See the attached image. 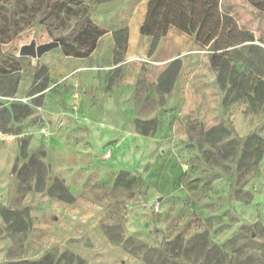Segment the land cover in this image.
Listing matches in <instances>:
<instances>
[{
	"label": "rangeland",
	"instance_id": "rangeland-1",
	"mask_svg": "<svg viewBox=\"0 0 264 264\" xmlns=\"http://www.w3.org/2000/svg\"><path fill=\"white\" fill-rule=\"evenodd\" d=\"M143 1L0 0V66H10V59L31 57L18 55L23 45L35 47L57 41V47L40 57L32 56L41 60L37 68L43 71L40 83L46 57H77L67 52H75L78 44H71L87 20L111 17L105 21L111 27L127 19L131 9ZM221 9L229 11L241 30L253 34L254 40L243 44L264 48V0H222ZM167 33L160 39L155 57L166 60L183 51L200 50L182 54L180 59L183 63L196 57L201 62L202 72L194 77L193 88L196 94H203L197 98L215 102L214 118L177 123L168 120L182 91L158 96L155 84L159 74L145 61L141 75L133 80L139 118L156 119L152 135L164 125L171 128L177 124L175 166L166 168L163 180L157 179V173L148 183L138 172L130 173L136 183L118 188L116 203L100 195L82 198L80 203H65V207L46 193L48 185L36 189L35 181L24 179L21 170L30 154L26 150L27 156H22L20 147L27 149L29 135L38 132L46 137L52 130L46 124H35L33 119L11 120V131L6 133L16 134V143H8L0 153V206L27 209L31 225L25 233L9 232L0 216V264L39 261L46 254L52 255L53 264H68L71 256L70 264H264V152L257 160L250 158L243 165L238 162L247 135L257 133L264 138V105L256 112H251L243 99L223 105L225 90L217 83L216 71L207 65L209 51L175 28ZM237 66L258 74V69L248 67L245 61H238ZM124 86L121 92H126ZM205 93L210 97H204ZM216 125L223 131L204 138L203 133ZM216 138L214 144L209 142ZM35 152L43 161L42 147ZM12 153L11 164L6 167V157ZM47 173L45 177L51 178ZM102 181L107 184L112 180L103 176ZM150 187L155 195L146 207L144 196Z\"/></svg>",
	"mask_w": 264,
	"mask_h": 264
},
{
	"label": "crops",
	"instance_id": "crops-1",
	"mask_svg": "<svg viewBox=\"0 0 264 264\" xmlns=\"http://www.w3.org/2000/svg\"><path fill=\"white\" fill-rule=\"evenodd\" d=\"M146 6L145 0L139 7L131 9V15L127 19L119 20L122 22L111 27L105 22L112 19L111 17L93 18L94 23L104 30L94 49L84 57L64 56L55 60L46 57L47 63L41 62L46 66L45 86L35 89L33 93H29V90L40 81L39 77L35 79V72L41 60L32 56L18 58L20 70L16 90L11 96L0 95V102L7 107L13 103L30 107V112L18 117L16 122L33 119L35 124H46L52 130V134L46 137L38 132L29 135L25 150L30 155L23 162L21 170L24 179L29 178L31 182L34 180L36 186L35 166L29 159L32 154L38 157L39 153L35 151L42 147L44 162L38 157L45 165L42 187L45 184L49 186L53 178L57 177L74 197L72 202L55 198L64 203L59 204L60 207H65V203H80L86 197L99 198L100 195L104 200L116 203L117 189L127 188L114 185L119 172H138L148 183L157 173V179L163 180L166 178V168L175 166L177 124L173 123L171 128L164 125L160 131L149 134L150 136L138 133L135 119L140 115L135 102L137 89L133 80L141 75L142 66L147 65L145 61L151 63L160 75L171 60L200 50L183 51L166 60L155 57L157 47L149 53L150 38L142 35L139 30L145 18ZM119 29H127L126 49L120 59L115 55L113 37V31ZM187 60L181 62L177 78L168 92L175 91L179 94L182 91V98L178 105L175 104L176 109L169 112L168 120L176 123L193 118L212 120L215 116V102L197 98L203 94H196L193 88L194 77L202 72L201 62L196 57ZM207 65L211 66L209 60ZM183 78L185 80L181 83ZM123 84L126 92L120 91ZM145 95L147 94L144 93L143 97ZM35 97L38 98L36 102L33 101ZM204 97L210 96L205 93ZM15 136L16 134L9 135L0 131V153L7 149L8 143H16ZM12 159L13 153L6 157V167L11 164ZM175 168L179 170L178 166ZM46 173L51 178H46ZM103 176L111 179V183H103ZM125 193L127 196V192ZM154 195L151 187L145 191L146 207L154 199Z\"/></svg>",
	"mask_w": 264,
	"mask_h": 264
},
{
	"label": "trees",
	"instance_id": "trees-1",
	"mask_svg": "<svg viewBox=\"0 0 264 264\" xmlns=\"http://www.w3.org/2000/svg\"><path fill=\"white\" fill-rule=\"evenodd\" d=\"M252 1L255 3V0ZM221 5L222 0H147L145 18L139 30L142 35L150 38L149 53L156 49L160 39L170 28L192 36L200 46L209 51L210 65L217 73V83L221 89L225 90L222 99L223 105L243 99L248 109L251 112H256L264 105V48L254 43L243 44L245 41L252 42L253 34L241 30L229 11L221 9ZM66 9L68 11L70 8L66 7ZM103 33L102 28L91 20H87L71 44L73 46V43L77 42L78 46L73 48L75 52H67V54L77 57L87 56L94 49L98 37ZM113 37L115 55L117 54L120 59L126 49L127 29L113 31ZM79 45L85 48L80 50ZM14 59H10V66H0L1 96H11L16 90L20 63L16 58ZM238 61H245L248 67L249 65L255 66L258 69V74H253V72L251 74L248 68L238 69ZM180 68V58H175L168 63L155 84L158 94L168 93L171 90ZM41 74L42 72L37 69L35 79ZM46 79L47 77L44 75L41 79L42 82L38 83L37 87H35L36 84H33L29 93H33L35 89L43 88ZM30 110L26 104L13 103L7 107L0 102V131H11L10 121L28 114ZM135 127L139 133L149 135L156 129L157 122L155 118L145 120L136 118ZM218 131H223L221 125H216L205 131L203 136L212 138ZM215 141L217 138L209 140L211 144H214ZM20 151L22 156H27L24 145L20 147ZM263 152L264 138L257 133H251L242 141L238 162L243 165L250 158L257 160ZM29 160L35 166L36 188L39 189L44 184L45 165L35 154H32ZM135 183L136 178L130 176L128 171L119 172L114 180L115 186L127 188L132 187ZM47 194L65 202L74 200L63 181L57 177H54L52 183L47 187ZM0 216L9 232L19 230L25 233L30 228L31 219L25 208L16 210L0 206ZM62 255L64 256V254ZM70 258L72 256L67 258L68 264H70ZM24 264H53V257L51 254H46L39 261H26Z\"/></svg>",
	"mask_w": 264,
	"mask_h": 264
},
{
	"label": "water",
	"instance_id": "water-1",
	"mask_svg": "<svg viewBox=\"0 0 264 264\" xmlns=\"http://www.w3.org/2000/svg\"><path fill=\"white\" fill-rule=\"evenodd\" d=\"M57 41H50L43 44H39L35 47L33 45H23L18 49V55L24 56V55H32L36 57H40L43 53L46 51H49L55 47L58 46Z\"/></svg>",
	"mask_w": 264,
	"mask_h": 264
},
{
	"label": "built area",
	"instance_id": "built-area-1",
	"mask_svg": "<svg viewBox=\"0 0 264 264\" xmlns=\"http://www.w3.org/2000/svg\"><path fill=\"white\" fill-rule=\"evenodd\" d=\"M43 131H45V130H43ZM106 155L109 156V153H106Z\"/></svg>",
	"mask_w": 264,
	"mask_h": 264
}]
</instances>
